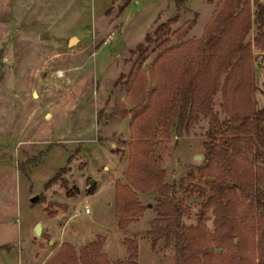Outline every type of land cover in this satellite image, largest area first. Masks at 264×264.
<instances>
[{
    "label": "rangeland",
    "instance_id": "1",
    "mask_svg": "<svg viewBox=\"0 0 264 264\" xmlns=\"http://www.w3.org/2000/svg\"><path fill=\"white\" fill-rule=\"evenodd\" d=\"M258 1L263 0L240 4L232 31L244 15L252 16ZM223 2L0 0V264H53L49 258L61 240L77 250L96 234L110 261L126 258L122 240L133 237L136 264H177L173 240L163 236L151 244L150 225L159 216L155 188L137 191L142 213L124 229L116 226L114 188L115 181L124 182L130 113L110 112L116 99L131 108L127 94L135 84L149 100L166 88L183 58L198 51L208 20ZM174 16L168 31L157 36V26ZM259 30L251 24L246 58L217 78V54L212 55L192 117L180 133L174 121L169 137L152 138L164 182L187 184L192 168L200 185L214 177L228 180L218 160L203 161L208 116L201 95L210 92L209 108L219 119L263 106L264 40L259 45L254 40ZM120 42L116 52L113 46ZM215 79L219 87L212 90ZM233 146L242 162L264 165L258 134L238 135ZM228 197L230 238L219 240L214 214L204 213L202 231L211 248L206 264H264L261 202L236 187ZM174 198L186 208L181 223L195 225L201 199L181 189ZM85 204L88 213L82 212ZM200 250L186 264H199Z\"/></svg>",
    "mask_w": 264,
    "mask_h": 264
},
{
    "label": "trees",
    "instance_id": "2",
    "mask_svg": "<svg viewBox=\"0 0 264 264\" xmlns=\"http://www.w3.org/2000/svg\"><path fill=\"white\" fill-rule=\"evenodd\" d=\"M244 0H224L217 13L208 20L205 33L199 49L192 55H187L180 62L171 81L166 88L159 90L152 99L144 98L140 85L135 84L127 94L131 108L122 107V102L116 99L111 115L129 111V132L131 138L126 142L127 159L123 172L124 182L115 181L114 208L116 226L124 229L142 213L144 207L137 198V191L155 188L157 190L156 211L158 217L150 225V231L155 238L165 237L173 240L177 251V264H186L188 256L196 248H200L199 264H206L210 256L208 243L203 234V218L205 212L211 209L216 236L224 241L234 233L233 218L230 213V198L228 191L236 187L256 198L264 211V165H252L242 162L237 156L233 143L238 135L258 134L264 141V104L260 109H249L244 113H234L219 119L209 108L210 92L201 96L202 112L208 116L205 131L203 161L215 158L227 171L228 180L224 177H214L203 185L194 182L193 168L187 171L185 177L190 181L185 184L164 182V170L157 164L152 148L154 136L169 137L174 121V131L180 133V128L192 117L193 103L199 93L203 71L209 64L212 55H216L215 77L226 74L231 68L239 66L247 56L248 45L244 41L252 23L260 28L254 40H264V2L258 1L251 15H244L235 29L231 25L241 13L240 4ZM176 16L168 18L155 29L157 36L168 31ZM165 39V38H164ZM163 39V40H164ZM259 45V44H258ZM219 87L216 79L212 90ZM201 169L200 165L196 166ZM47 186V182L44 183ZM91 189V188H90ZM181 189L187 195H195L201 199L200 211L195 225H184L180 221L181 214L186 210L180 199L174 198V193ZM102 237L96 234L77 250L63 241L49 258L53 264H136V240L124 238L122 243L127 256L124 259L108 260L100 250ZM231 242H233L231 240Z\"/></svg>",
    "mask_w": 264,
    "mask_h": 264
},
{
    "label": "water",
    "instance_id": "3",
    "mask_svg": "<svg viewBox=\"0 0 264 264\" xmlns=\"http://www.w3.org/2000/svg\"><path fill=\"white\" fill-rule=\"evenodd\" d=\"M264 1V0H263ZM71 41V40H70ZM121 47H122V43H118L117 45H114L113 48L116 52H119L121 50ZM89 183H91V179L89 181ZM35 195H32L30 196L29 200H33L35 199ZM39 230H40V223L39 222H36L34 225H33V233L34 234H38L39 233Z\"/></svg>",
    "mask_w": 264,
    "mask_h": 264
},
{
    "label": "built area",
    "instance_id": "4",
    "mask_svg": "<svg viewBox=\"0 0 264 264\" xmlns=\"http://www.w3.org/2000/svg\"><path fill=\"white\" fill-rule=\"evenodd\" d=\"M82 212L83 213H88L89 212V207L87 206V204L83 205Z\"/></svg>",
    "mask_w": 264,
    "mask_h": 264
},
{
    "label": "crops",
    "instance_id": "5",
    "mask_svg": "<svg viewBox=\"0 0 264 264\" xmlns=\"http://www.w3.org/2000/svg\"><path fill=\"white\" fill-rule=\"evenodd\" d=\"M61 242H62V240H61ZM61 242H60V243H61ZM60 243H59V244H60ZM74 247H75V246H74Z\"/></svg>",
    "mask_w": 264,
    "mask_h": 264
}]
</instances>
